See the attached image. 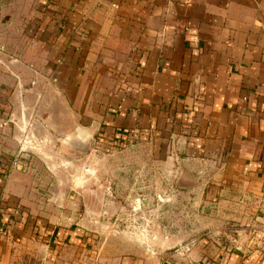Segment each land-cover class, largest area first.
<instances>
[{
    "label": "crops",
    "instance_id": "crops-1",
    "mask_svg": "<svg viewBox=\"0 0 264 264\" xmlns=\"http://www.w3.org/2000/svg\"><path fill=\"white\" fill-rule=\"evenodd\" d=\"M119 130L165 147L178 192L247 212L242 247L163 264H264V0H0V163L25 165L0 186V264H99L38 190L62 136Z\"/></svg>",
    "mask_w": 264,
    "mask_h": 264
},
{
    "label": "rangeland",
    "instance_id": "rangeland-1",
    "mask_svg": "<svg viewBox=\"0 0 264 264\" xmlns=\"http://www.w3.org/2000/svg\"><path fill=\"white\" fill-rule=\"evenodd\" d=\"M108 141L92 139L83 150L70 147L64 154L53 145L46 163L52 171L38 190V204L47 207L38 216L46 225L80 224L92 263H167L198 242L230 251L245 244L251 228L241 225L247 212L238 196L182 194L172 162L162 157L165 147H158L157 163L153 144Z\"/></svg>",
    "mask_w": 264,
    "mask_h": 264
},
{
    "label": "water",
    "instance_id": "water-1",
    "mask_svg": "<svg viewBox=\"0 0 264 264\" xmlns=\"http://www.w3.org/2000/svg\"><path fill=\"white\" fill-rule=\"evenodd\" d=\"M93 139L92 134H85L83 137L79 136L77 138V134H69L66 136H62V141L60 142V148L63 152H68L70 147L73 150H83L88 144H90ZM61 158L60 155H58Z\"/></svg>",
    "mask_w": 264,
    "mask_h": 264
},
{
    "label": "trees",
    "instance_id": "trees-1",
    "mask_svg": "<svg viewBox=\"0 0 264 264\" xmlns=\"http://www.w3.org/2000/svg\"><path fill=\"white\" fill-rule=\"evenodd\" d=\"M98 139L102 140L104 139L103 134L98 135ZM127 134L123 132V130L116 131L115 134L112 136V144L113 146H123L127 142ZM8 174L7 170V164L4 162L0 163V186L3 184V181L5 180L6 176Z\"/></svg>",
    "mask_w": 264,
    "mask_h": 264
},
{
    "label": "built area",
    "instance_id": "built-area-1",
    "mask_svg": "<svg viewBox=\"0 0 264 264\" xmlns=\"http://www.w3.org/2000/svg\"><path fill=\"white\" fill-rule=\"evenodd\" d=\"M20 165H24V159L19 155L14 156L11 161L7 164L8 173L10 172V170ZM186 249L188 250V247ZM161 264H163V262Z\"/></svg>",
    "mask_w": 264,
    "mask_h": 264
}]
</instances>
